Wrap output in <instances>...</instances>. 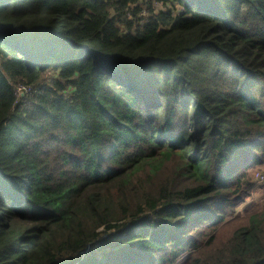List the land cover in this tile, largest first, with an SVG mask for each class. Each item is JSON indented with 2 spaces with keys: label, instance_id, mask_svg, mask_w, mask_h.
<instances>
[{
  "label": "trees",
  "instance_id": "obj_1",
  "mask_svg": "<svg viewBox=\"0 0 264 264\" xmlns=\"http://www.w3.org/2000/svg\"><path fill=\"white\" fill-rule=\"evenodd\" d=\"M257 165L264 0H0V264H264Z\"/></svg>",
  "mask_w": 264,
  "mask_h": 264
},
{
  "label": "rangeland",
  "instance_id": "obj_2",
  "mask_svg": "<svg viewBox=\"0 0 264 264\" xmlns=\"http://www.w3.org/2000/svg\"><path fill=\"white\" fill-rule=\"evenodd\" d=\"M141 3V1H139ZM152 7L155 11L164 9L161 4L153 3ZM170 9L172 6H169ZM142 12L141 15H146L145 12V4H142ZM253 185L251 188V191L249 193V196L241 202L236 207V213H240L241 216H244L245 214L250 213L251 211H258L261 209L262 204L264 203V166L257 165L253 170L251 171V180ZM235 223H231L228 226L225 227L223 230L224 234L229 233L232 228L234 227Z\"/></svg>",
  "mask_w": 264,
  "mask_h": 264
},
{
  "label": "built area",
  "instance_id": "obj_3",
  "mask_svg": "<svg viewBox=\"0 0 264 264\" xmlns=\"http://www.w3.org/2000/svg\"><path fill=\"white\" fill-rule=\"evenodd\" d=\"M17 88H18V89H17V93H18L19 95L28 92V89H26V88H22L21 86H19V87H17Z\"/></svg>",
  "mask_w": 264,
  "mask_h": 264
}]
</instances>
